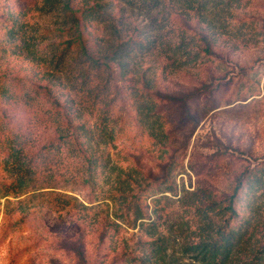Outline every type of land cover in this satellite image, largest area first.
<instances>
[{
  "label": "rangeland",
  "instance_id": "obj_1",
  "mask_svg": "<svg viewBox=\"0 0 264 264\" xmlns=\"http://www.w3.org/2000/svg\"><path fill=\"white\" fill-rule=\"evenodd\" d=\"M108 1L120 38L79 20L83 48L65 50L56 75L55 62H33L24 52L0 57L17 95L36 98L30 106L0 101V264H156L153 242L164 264H189L182 232L208 222L243 226L247 237L254 232L252 243L264 244V183L255 181L264 178V0L240 7L217 0L207 23L182 15L181 5L149 15ZM40 6L0 0L3 46V21L16 19L28 24L41 51L60 55L75 30L61 35L62 19ZM127 41L134 45L119 47ZM86 50L102 65L80 64ZM164 52L187 65L174 69ZM143 82L153 85L150 99H138ZM143 99L155 107L154 124L140 116ZM66 110L90 128L107 112L115 140L105 144L93 129L92 142L78 135L82 146L73 137L64 143L56 122ZM161 131L164 140L156 138ZM5 137L25 148L21 161L35 172L20 195L3 194L11 182L3 170ZM58 197L70 204L51 203ZM209 204L214 211L205 220L197 208Z\"/></svg>",
  "mask_w": 264,
  "mask_h": 264
},
{
  "label": "trees",
  "instance_id": "obj_2",
  "mask_svg": "<svg viewBox=\"0 0 264 264\" xmlns=\"http://www.w3.org/2000/svg\"><path fill=\"white\" fill-rule=\"evenodd\" d=\"M41 2L40 10L45 11L46 13H52L53 15L59 16L62 19L61 24L58 27V32L61 35L72 31V28L75 30V37L65 40L66 48L60 53L59 56L54 55L51 58V55L48 52L41 51L38 47L40 42H36L35 38L28 34L27 27L28 24L21 23L16 19L9 21L7 18L3 22L6 23V27H2L6 30L5 33V42L6 46H3L4 41L0 39V57L9 55L10 50H13V53H26V57L31 59L33 62H38L43 65H50L55 62V70L52 74L56 75L57 66L60 65V62L63 61L66 56L69 54L67 51L71 49L72 46H80L83 48L81 43V35H79V20H82L84 23H97L106 25L105 27L111 31L110 36L113 38H120L122 28L110 22L109 11L112 8L111 2L108 0H78L79 6L74 7L77 0H39ZM119 2H124L125 5L132 8L145 9L149 15L154 11H157L159 14L162 11H170L171 7L174 5H181L180 13L188 18L192 16L197 17L201 22L207 23V16L210 9H214L217 0H118ZM228 2H234L237 7L241 6L242 0H228ZM229 3V4H231ZM80 15V18L77 15ZM234 13L228 14V16H233ZM109 17V18H108ZM153 17H157L155 14ZM155 19V18H154ZM1 20V19H0ZM2 21V20H1ZM9 21V22H8ZM211 23V22H209ZM211 25V24H210ZM62 43H56L54 46H61ZM131 45L129 41L120 43L119 47L124 45ZM10 53V54H11ZM87 56L80 64L88 62V59L96 65H102L99 59L92 58L88 55L87 50L82 51V54ZM129 54L132 51H128ZM166 53L167 63H172L174 69H180L187 65V61L181 63L177 62L176 56H171ZM176 52H173L175 54ZM80 54L79 59H82ZM104 60V58L100 59ZM9 76L5 73L0 72V101H15L22 102L25 105L30 106L32 101H36L34 96H31L29 93H24L23 95H17L14 90V86L8 82ZM142 86L145 90L141 91V97L138 99H150L152 96L150 94L153 89V85L148 82L142 83ZM41 88V87H39ZM37 92H39L37 90ZM153 95V94H152ZM154 96V95H153ZM144 100V99H143ZM0 111V137L4 136V128L6 127L5 111ZM144 112V113H142ZM155 112V107L147 103L145 100L143 102L142 109L139 110L140 116L144 118L148 124H154V120H150L151 113ZM76 113V114H75ZM70 112L66 110L63 117L61 118L58 115L56 122V130L59 136V139L64 143L67 141L72 142V137L75 142H79L80 146V136H84L85 139L92 142V130H96L97 136L100 137V140H103V143L110 144L115 140L117 132L112 120H110L108 113L104 112L99 117V120L95 128H90L87 126L85 121L79 122L78 113ZM80 118V116H79ZM5 122V123H4ZM115 122V121H114ZM76 123V124H74ZM76 125V126H74ZM74 127L72 130L71 128ZM150 130V128L148 127ZM119 132V131H118ZM81 133V134H80ZM91 134V135H90ZM80 135V136H78ZM160 137L162 140L166 138L164 132H158L156 138ZM77 139V140H76ZM92 139V140H90ZM4 143L6 144L7 154L3 158V170L9 174L10 184L9 186H3V194H8L13 192L14 195H20L31 185L33 182V173L34 170L28 162L21 161L22 154L24 153V147L20 143H17L15 140L9 138H4ZM86 152V150H85ZM92 159V156L89 158ZM120 179L117 182V187H120ZM256 183L258 185H263L264 178H256ZM119 183V184H118ZM35 197L30 196V198ZM233 199V197H232ZM56 206L68 205L69 201L61 200V198H55L53 202ZM22 203H19V208L23 212ZM213 204L209 206H198L197 212L200 213V217L205 220H210L211 217L209 213L213 212ZM228 211L232 212V207L225 208L222 210V213H227ZM248 230L245 227L233 228L229 223L225 222L224 224L214 225L212 222H208L200 226L196 231L184 230L182 232L184 236V242L182 246L183 255L190 257L191 262L189 264H264V244L257 242L252 243L251 236L254 232L247 237ZM192 235V236H191ZM189 237V238H188ZM189 242V243H187ZM153 252L150 254L151 259H154L153 262L156 264H164L165 252L162 249V246L158 242L151 243ZM150 259V260H151ZM149 260V261H150ZM173 261V260H172ZM171 264H186L183 262H170Z\"/></svg>",
  "mask_w": 264,
  "mask_h": 264
}]
</instances>
